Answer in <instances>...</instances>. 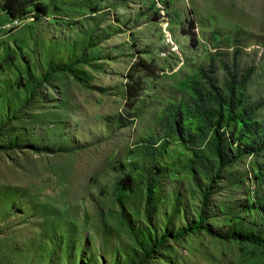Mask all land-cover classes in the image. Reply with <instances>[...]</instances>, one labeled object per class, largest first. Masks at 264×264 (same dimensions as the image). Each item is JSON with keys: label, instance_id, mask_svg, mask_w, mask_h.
Instances as JSON below:
<instances>
[{"label": "rangeland", "instance_id": "1", "mask_svg": "<svg viewBox=\"0 0 264 264\" xmlns=\"http://www.w3.org/2000/svg\"><path fill=\"white\" fill-rule=\"evenodd\" d=\"M5 1L0 264H264V247L215 235L264 223V149L225 166L203 204L189 147L156 135L198 69L213 64L221 79L222 63L253 68L245 95L263 105L249 123L264 127V0H33L43 12L10 29ZM57 66L69 69L45 76ZM241 126L230 120L226 135ZM200 211L208 230L176 238Z\"/></svg>", "mask_w": 264, "mask_h": 264}, {"label": "trees", "instance_id": "2", "mask_svg": "<svg viewBox=\"0 0 264 264\" xmlns=\"http://www.w3.org/2000/svg\"><path fill=\"white\" fill-rule=\"evenodd\" d=\"M2 7L10 18H23L30 12V17L35 19L43 12V6L40 3H34L33 0H6ZM187 24L191 28V34H194L192 17L189 18ZM221 68L225 72L221 79L217 76V69L213 64L198 69L196 78L189 82L187 98L180 99L174 107L172 105L166 111L165 115L160 118L156 134L160 141V147L165 146L172 134L176 135L181 143L189 147L192 156L188 158V164L192 171L193 180L200 186V190L202 189L203 204L207 200L212 182L219 178L225 166L233 162L242 153L264 149V127L257 123L253 125L249 123L259 107L263 105V101L261 99L250 100L245 95L246 83L253 72V68L242 67L239 69L236 63L232 65L222 63ZM57 69L68 70L69 68L52 67L51 71L46 70L45 76L52 74ZM181 112L185 114V117L190 116L196 119L194 127L190 123H186V125L182 123L183 125H181L183 119L182 117L178 118V114ZM232 119L234 121L239 120L242 126L235 136H228L225 130ZM243 134L252 135L249 143H241ZM148 141L152 142L153 138L144 140V143ZM154 166L155 163L143 164L145 178L142 181L145 187L144 195L148 202L153 198L155 179L152 177V169ZM195 169L198 176L203 178L207 185L199 184V177L195 174ZM118 184H121L123 188L132 186L128 175L120 179ZM203 220V213L200 211L197 223L186 225L174 236L176 238L181 237L193 228L208 230L202 224ZM215 235L222 239H234L239 242L246 240L264 247V223L258 225L251 233L232 231ZM167 237L165 233L161 235L162 239ZM153 249V246L148 247L146 253L149 254Z\"/></svg>", "mask_w": 264, "mask_h": 264}, {"label": "built area", "instance_id": "3", "mask_svg": "<svg viewBox=\"0 0 264 264\" xmlns=\"http://www.w3.org/2000/svg\"><path fill=\"white\" fill-rule=\"evenodd\" d=\"M19 23H21L19 18H12L9 22L2 23L1 26L3 28L10 29V28L18 26Z\"/></svg>", "mask_w": 264, "mask_h": 264}]
</instances>
